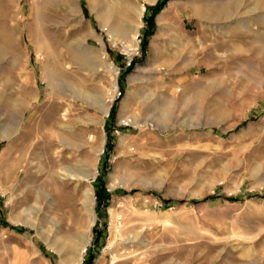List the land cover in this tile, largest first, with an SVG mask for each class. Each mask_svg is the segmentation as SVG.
<instances>
[{
  "label": "rangeland",
  "instance_id": "rangeland-1",
  "mask_svg": "<svg viewBox=\"0 0 264 264\" xmlns=\"http://www.w3.org/2000/svg\"><path fill=\"white\" fill-rule=\"evenodd\" d=\"M158 1L0 0V264H264V0Z\"/></svg>",
  "mask_w": 264,
  "mask_h": 264
},
{
  "label": "bare ground",
  "instance_id": "bare-ground-1",
  "mask_svg": "<svg viewBox=\"0 0 264 264\" xmlns=\"http://www.w3.org/2000/svg\"><path fill=\"white\" fill-rule=\"evenodd\" d=\"M151 2L152 1H155V0H150ZM259 2V0H258ZM264 2V1H263ZM145 6H143L140 10V21L137 22V24H134L132 27L135 29V33L138 32L139 28L142 26V16L144 14V10H145ZM131 25V24H130ZM112 33L114 34L115 32V28L113 26H109ZM136 36V34H135ZM127 42V41H125ZM126 47L129 51L133 50V45L132 44H129L127 43L126 44ZM128 52V51H127ZM134 53V52H133ZM112 64V63H111ZM113 65V64H112ZM114 86L117 87V82H114ZM106 113L109 112V107H106L105 109ZM58 128V127H57ZM57 130V129H56ZM60 131V130H59ZM89 140V139H88ZM51 143V142H50ZM55 147V146H54ZM57 149V148H56ZM22 150V147L19 143V141L16 143V146L14 148V152L19 154L18 152H20ZM54 150V149H53ZM53 150H52V147L48 146L47 147V152L49 154V157H50V160H51V163L52 161L55 160V158H53L52 156V153H53ZM102 151V149H101ZM100 153V152H99ZM54 154V153H53ZM56 154V153H55ZM20 156V155H19ZM81 159V158H80ZM87 159V158H86ZM60 161V160H59ZM85 160H79L78 162L80 163V165H84ZM57 162V161H56ZM56 167V166H55ZM85 166H83V169H84ZM88 167V165H87ZM79 168V167H78ZM81 169V168H80ZM86 169V167H85ZM56 170V169H54ZM67 170H71V169H67ZM89 170V169H88ZM78 171V170H77ZM75 172L74 173V170H72L73 174L72 173H69L67 175H70L71 178H74V179H86V177L88 178V176L90 175H94L96 176V174L98 173L97 169H94V171L92 173H88V172ZM86 171V170H85ZM54 171H50V174H49V180L47 182V185L46 186H49L51 183V181H53V176H54ZM65 174V175H66ZM58 176V175H57ZM64 179V177H63ZM47 181V180H46ZM45 182V181H44ZM43 187L41 186V189ZM44 189V188H43ZM46 189V188H45ZM44 189V190H45ZM43 191V190H42ZM40 191L39 193L44 196L45 198L48 196V193L46 191L42 192ZM83 194V193H82ZM83 196V195H82ZM86 199L84 201V207H86V209L89 211V214H90V217L92 218L91 220V224L89 226H86L84 224V220L81 218V219H78V222H77V226L75 227L74 229V232H72L68 237H65L63 240H58V249L59 251H63V250H66L68 251V253L70 254H73L75 251H77L79 253V262H81L83 256H84V253L85 251L87 250V244L92 240V236L91 234L89 233V229L94 225L95 221H96V212H95V209H94V197H93V190L92 189H88L87 192H86ZM84 199V198H82ZM82 201V200H81ZM88 214V213H87ZM88 220V219H87ZM60 238V237H59ZM69 262V261H68Z\"/></svg>",
  "mask_w": 264,
  "mask_h": 264
},
{
  "label": "trees",
  "instance_id": "trees-1",
  "mask_svg": "<svg viewBox=\"0 0 264 264\" xmlns=\"http://www.w3.org/2000/svg\"><path fill=\"white\" fill-rule=\"evenodd\" d=\"M169 0H159L155 5L153 6H148L147 7V12H149L148 14V23H153L155 20V17L158 13H160L165 6L167 5ZM142 50H143V55L142 57L144 58L146 55V50H147V37L143 40L142 42ZM140 57H134L133 61L131 62L130 65L126 66V70L125 73L130 72L135 65L137 64V62L139 61ZM117 108L116 106L113 107L111 114L115 115ZM111 197V193L107 190L106 186H105V181L103 179V175L101 177L100 180V185L97 187V199H98V206L99 207H105L107 204L108 199ZM15 229V227H14Z\"/></svg>",
  "mask_w": 264,
  "mask_h": 264
},
{
  "label": "built area",
  "instance_id": "built-area-1",
  "mask_svg": "<svg viewBox=\"0 0 264 264\" xmlns=\"http://www.w3.org/2000/svg\"><path fill=\"white\" fill-rule=\"evenodd\" d=\"M137 38L139 39V42L141 43L142 42V38H140V35H138ZM132 61H133V58H129L128 65H130ZM122 94H123V90H121L120 88H117L114 91V94H113V97H112L113 100L118 99L119 97H121ZM82 264H84V263H82Z\"/></svg>",
  "mask_w": 264,
  "mask_h": 264
},
{
  "label": "crops",
  "instance_id": "crops-1",
  "mask_svg": "<svg viewBox=\"0 0 264 264\" xmlns=\"http://www.w3.org/2000/svg\"><path fill=\"white\" fill-rule=\"evenodd\" d=\"M155 2V1H154ZM154 2H152V3H154Z\"/></svg>",
  "mask_w": 264,
  "mask_h": 264
}]
</instances>
